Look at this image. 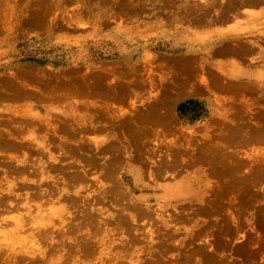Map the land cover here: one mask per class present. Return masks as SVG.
<instances>
[{"label":"rangeland","instance_id":"374dc122","mask_svg":"<svg viewBox=\"0 0 264 264\" xmlns=\"http://www.w3.org/2000/svg\"><path fill=\"white\" fill-rule=\"evenodd\" d=\"M0 264H264V0H0Z\"/></svg>","mask_w":264,"mask_h":264},{"label":"trees","instance_id":"16d2710c","mask_svg":"<svg viewBox=\"0 0 264 264\" xmlns=\"http://www.w3.org/2000/svg\"><path fill=\"white\" fill-rule=\"evenodd\" d=\"M27 61L35 62L38 65L45 64L48 60L45 58L27 57ZM177 117L182 122H194L203 114V106L199 101L186 100L181 102L176 107Z\"/></svg>","mask_w":264,"mask_h":264}]
</instances>
